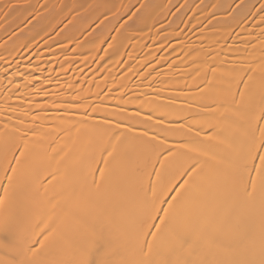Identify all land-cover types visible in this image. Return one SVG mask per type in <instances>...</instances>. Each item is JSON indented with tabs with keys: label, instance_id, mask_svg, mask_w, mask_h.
<instances>
[{
	"label": "bare ground",
	"instance_id": "obj_1",
	"mask_svg": "<svg viewBox=\"0 0 264 264\" xmlns=\"http://www.w3.org/2000/svg\"><path fill=\"white\" fill-rule=\"evenodd\" d=\"M137 2L0 0V264H264V0Z\"/></svg>",
	"mask_w": 264,
	"mask_h": 264
},
{
	"label": "rangeland",
	"instance_id": "obj_2",
	"mask_svg": "<svg viewBox=\"0 0 264 264\" xmlns=\"http://www.w3.org/2000/svg\"><path fill=\"white\" fill-rule=\"evenodd\" d=\"M142 1H143V0H138V2H137L135 5L132 6V9L136 10ZM259 4H260V3H259ZM179 5H180V4H179ZM179 5L176 6V9L172 12V15L175 14V12L177 11ZM257 6H258V4H257ZM257 6H256V7H257ZM133 7H134V8H133ZM255 9H257V8H255ZM134 10H133V11H134ZM131 11H132V10H131ZM131 11H130V13H131ZM133 11H132V13H134ZM231 11H232V10H231ZM130 13H129V14H130ZM132 13H131V14H132ZM172 15H171V16H172ZM129 16H130V15H129ZM129 16L127 15L125 18H127V17H129ZM28 22H29V21L25 22L22 26H20L19 28L15 29V30H14L13 32H11L10 34L3 35V36L0 38V44H1L2 42H4L9 36L13 35L14 33L18 32L19 30H21L24 26H26V25L28 24ZM3 34H4V33H3Z\"/></svg>",
	"mask_w": 264,
	"mask_h": 264
},
{
	"label": "snow or ice",
	"instance_id": "obj_3",
	"mask_svg": "<svg viewBox=\"0 0 264 264\" xmlns=\"http://www.w3.org/2000/svg\"><path fill=\"white\" fill-rule=\"evenodd\" d=\"M9 241H5V243H8Z\"/></svg>",
	"mask_w": 264,
	"mask_h": 264
}]
</instances>
